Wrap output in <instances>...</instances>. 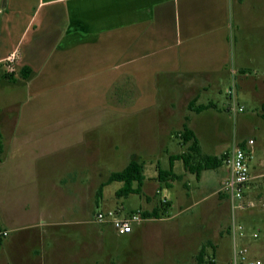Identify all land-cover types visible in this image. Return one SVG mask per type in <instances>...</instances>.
I'll list each match as a JSON object with an SVG mask.
<instances>
[{"label": "crops", "instance_id": "crops-1", "mask_svg": "<svg viewBox=\"0 0 264 264\" xmlns=\"http://www.w3.org/2000/svg\"><path fill=\"white\" fill-rule=\"evenodd\" d=\"M261 5L264 7V0H0V79L11 74V82L37 94L49 88L69 89L102 71L110 72L111 78L113 71L124 68L127 80L126 91L122 92L124 104L128 112L145 114L146 125L152 126L147 131L149 142L157 144L167 137L177 139L184 125L197 138V125L192 127V124L205 114L213 116L217 110L212 102L200 101L202 94L210 88L217 89L230 75L227 64L231 33L244 31V25L255 29ZM258 48L260 51L261 45ZM242 66L236 67L230 84L262 87V81H248L249 69ZM25 68L29 70L27 78L20 76ZM118 75L114 72L113 79ZM139 80L147 85L138 86ZM84 89L81 86L77 91L86 94L88 91ZM193 101L194 108L206 105L212 108L196 113L188 109ZM263 103L264 100L260 110ZM259 117L264 119L262 110ZM47 125L59 126L55 120L36 124ZM62 127V135L32 137L31 144H45L34 153L22 150L17 139L7 138L0 129V229L8 231L0 244V264H63L49 258L53 254L49 245L55 240L53 232L69 224L96 225L92 221L95 212L88 220L78 219L88 212L91 203L97 202L96 191L103 183L97 181L100 168L85 163V158L95 157L97 148L90 144L88 135L92 132L86 129L90 125L69 119L62 121ZM261 137L257 140L249 135L237 139L244 146L248 140L253 141L248 167L250 179L237 218L246 230L240 243L248 248L250 257L264 261V239L251 236L257 234L258 227H264V182L261 181L264 137ZM133 160L142 161L137 154H130L129 161ZM177 163L181 161L173 162V172L180 176L178 182L184 188L191 184L190 191L193 183L186 180L190 174L184 172L183 166L175 173ZM219 169L210 170L213 171L210 175H206L207 170L202 171L198 180L190 175L199 186L193 194L203 191L204 198L216 195L227 206V200L218 197L227 172L219 177L222 173ZM155 177H145L141 197L150 204L153 194L145 192L150 184L159 196L157 201H169L171 209L177 196L172 187L159 190ZM85 193L88 202L82 200ZM58 201L62 202L59 208L55 207ZM157 204L146 209L125 208L121 203L114 209H120L121 214L139 209L149 212ZM163 220L147 219L136 224L129 236L138 237L150 224ZM36 222L49 231H32ZM96 227L102 234L108 226ZM85 232L89 229L84 228L81 233ZM226 232L230 240L229 231ZM16 243L29 248L25 257L13 250ZM215 251L216 248L214 254Z\"/></svg>", "mask_w": 264, "mask_h": 264}, {"label": "rangeland", "instance_id": "rangeland-1", "mask_svg": "<svg viewBox=\"0 0 264 264\" xmlns=\"http://www.w3.org/2000/svg\"><path fill=\"white\" fill-rule=\"evenodd\" d=\"M258 16L259 21L255 29L250 30L248 25H244V31L235 30L231 33L227 64V69L230 71L229 78H224L223 84L217 89L210 88L204 92L200 99V101L212 102L217 108L213 116L208 113L196 119V124L191 123L192 127L197 125L198 130L195 133H198L197 138L205 154L216 156L223 154L226 158L238 146L239 137L253 135L257 140L261 135L264 137V119L259 117L260 103L264 100V91L261 93V90H264L263 5L260 6ZM259 45H261L260 51H258ZM240 64L249 69L248 81H262L263 86L250 83L243 84L242 87L234 86L235 101L243 107V111L229 113L227 108L231 102L227 92L231 87L229 84L233 80L235 69ZM114 72L119 74L115 80ZM110 75V72L102 71L98 76L95 74V77H87L85 81L75 80L77 85L69 89L49 88L37 94L29 92L25 86L0 79L2 133L7 138L17 139L19 146L25 152L34 153L45 144H31L32 137L62 135L64 130L62 121L69 119L84 121L86 125H90L86 127L87 131L92 132L88 135L92 142L88 141L97 147L95 157L85 158V163L100 168L97 181L104 183L111 172L123 169L130 160V154H137L145 163L143 174L147 179L156 176V165L167 169L168 154L180 153L183 149L173 137L164 138L157 144L149 142L147 131H151L152 126L146 125L145 114L141 111L128 112L124 104L125 95L122 92L127 88L124 68L113 71L111 78ZM138 82V86L147 85L142 83V80ZM81 86L88 91L86 94L77 91ZM137 106L140 107L141 104ZM46 120H55L59 126H36ZM23 141L27 142L23 143ZM6 146L10 148V144ZM155 147H161L164 151L155 152ZM181 170L182 164L177 163L175 173ZM219 170L222 172L219 173V177L227 172L224 163ZM210 174H213V171L207 170L206 175ZM186 180L193 183L190 191L191 184L184 188L181 182H173L171 191L177 199L173 200L168 217L163 218L164 220L158 224H148L149 227L143 230L140 236H118L110 227H106L102 234H99V229L94 224L60 226L53 232L56 233L54 242L49 243L53 250L49 258L63 264H196L195 257L200 248L210 243L216 248L212 263L229 264L232 243L226 234L229 226L228 204L226 206L223 201L217 199L216 195L213 198H204L203 191L193 194L199 186L190 175H187ZM186 180L185 183H189ZM261 181L264 182V178H261ZM121 186L119 182L105 185L101 198L97 199L95 196L97 202L91 203L88 212L80 215L78 219L88 220L92 217V213L113 210L121 203L125 208L141 206L148 209L158 202L159 196L154 194L150 184L145 189L147 194H153L152 198H149L150 206L143 197L135 194L117 199L115 192ZM188 191L189 195L186 197ZM87 199L85 193L82 200ZM61 203L58 201L55 207H61ZM128 213L130 212L127 210L126 214ZM2 215L4 216L3 213ZM84 228L89 229V232L81 233ZM44 230L49 231L38 222L32 228L36 233ZM255 231L259 236L257 240L264 239V227H258ZM250 233L251 231L248 232ZM12 235L15 236L14 233ZM207 247L204 256L206 263L212 251L209 245ZM12 248L20 257H25L29 250L27 246L18 243Z\"/></svg>", "mask_w": 264, "mask_h": 264}, {"label": "trees", "instance_id": "trees-1", "mask_svg": "<svg viewBox=\"0 0 264 264\" xmlns=\"http://www.w3.org/2000/svg\"><path fill=\"white\" fill-rule=\"evenodd\" d=\"M29 70L25 68V73L21 72L20 76L27 78ZM3 79L12 81L11 74H5ZM195 101L188 105V109L196 113H200L202 110L212 108V105L198 106L194 108ZM261 110L264 117V103L261 104ZM183 148V151L177 155H170L168 157L169 167L167 169H162L156 165V177L155 181L158 185V189H169L174 181L180 180V176L174 174L173 172V162L181 161L184 172L193 175L195 180H198L202 171L205 170H216L221 167L225 156L223 154L219 156L208 155L202 152L200 143L196 138L194 132L189 129L186 125L182 127L181 132L176 136ZM239 147H243V143L238 144ZM1 147V146H0ZM144 162L140 160L129 161V163L120 171L111 172L104 183L98 187L96 191V198H101L102 189L105 185L111 182H119L122 184L115 192V197L117 199L121 197H126L129 194L142 195V186L145 181L144 176ZM218 197L225 198L224 193H219ZM169 201H158V204L149 212L142 211V216L146 219H160L166 218L169 214L170 209ZM2 239H0L1 244ZM207 245L211 248V257L206 263L204 256H206ZM202 246L195 257L196 264H213L211 259L214 255L215 248L211 246L210 243Z\"/></svg>", "mask_w": 264, "mask_h": 264}, {"label": "built area", "instance_id": "built-area-1", "mask_svg": "<svg viewBox=\"0 0 264 264\" xmlns=\"http://www.w3.org/2000/svg\"><path fill=\"white\" fill-rule=\"evenodd\" d=\"M228 96L231 104L228 106V112L241 113L243 107L235 101V87L232 84L228 90ZM252 140H248L244 147H235L223 161L227 176L222 182L220 192L226 196L229 209V237L232 243V253L229 264H262L258 258L250 257L249 250L240 243V240L246 236V230L238 222V211L242 209L244 199V189L249 181V161L252 157ZM147 219L142 216L140 210L121 214L120 209L97 211L93 216V223L99 226L110 227L118 236L131 234L133 226L141 224ZM8 231L0 229V239L7 237ZM256 239L257 234L251 235ZM213 262V259H211Z\"/></svg>", "mask_w": 264, "mask_h": 264}]
</instances>
